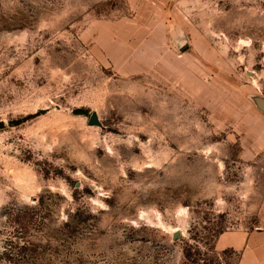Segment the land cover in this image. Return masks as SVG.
Segmentation results:
<instances>
[{"label":"rangeland","instance_id":"obj_1","mask_svg":"<svg viewBox=\"0 0 264 264\" xmlns=\"http://www.w3.org/2000/svg\"><path fill=\"white\" fill-rule=\"evenodd\" d=\"M262 119L264 0H0V264H236Z\"/></svg>","mask_w":264,"mask_h":264},{"label":"crops","instance_id":"obj_2","mask_svg":"<svg viewBox=\"0 0 264 264\" xmlns=\"http://www.w3.org/2000/svg\"><path fill=\"white\" fill-rule=\"evenodd\" d=\"M261 122L264 124V120ZM250 152L264 151V128L251 130ZM216 251L229 250L237 257L236 264H264V230L235 229L220 233L214 241Z\"/></svg>","mask_w":264,"mask_h":264},{"label":"water","instance_id":"obj_3","mask_svg":"<svg viewBox=\"0 0 264 264\" xmlns=\"http://www.w3.org/2000/svg\"><path fill=\"white\" fill-rule=\"evenodd\" d=\"M88 124L91 125V126H93V125L99 126L100 125V122L98 120V117H97V115L95 113H92L90 115Z\"/></svg>","mask_w":264,"mask_h":264},{"label":"trees","instance_id":"obj_4","mask_svg":"<svg viewBox=\"0 0 264 264\" xmlns=\"http://www.w3.org/2000/svg\"><path fill=\"white\" fill-rule=\"evenodd\" d=\"M75 114H82L83 112L80 110H76L74 111ZM15 213V215L20 216L22 214L21 210H17L16 212L13 211V214Z\"/></svg>","mask_w":264,"mask_h":264}]
</instances>
